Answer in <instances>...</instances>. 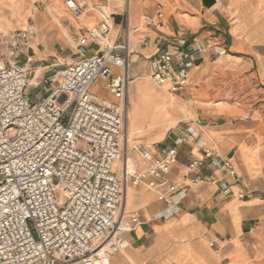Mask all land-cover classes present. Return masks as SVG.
Segmentation results:
<instances>
[{
  "label": "crops",
  "instance_id": "1",
  "mask_svg": "<svg viewBox=\"0 0 264 264\" xmlns=\"http://www.w3.org/2000/svg\"><path fill=\"white\" fill-rule=\"evenodd\" d=\"M86 1V13L83 19L75 20L76 24L95 27L101 21L95 7L105 6L113 14L108 37L112 45L124 41L127 4L132 30L129 73L135 83L134 95L141 104L136 129L129 133V118L126 128L127 153L135 171L144 168V150L157 158L170 149H176L178 154L170 175L128 188L123 237L129 247L112 257V264H264V0H215L212 7H205L203 0ZM33 3L35 0H0V5L13 8L21 19L27 17ZM37 3L39 9L33 14L43 15L24 28L42 33L34 38L29 52L33 64L26 97L33 103L58 85L61 71L79 60L81 53L91 56L98 47L91 45L86 51L65 46L58 34L52 36L42 28L46 9ZM64 3L65 0H48L50 7L64 8L66 18L71 14ZM157 7L163 11L161 20L157 18ZM56 11V22L73 33L76 24L62 22ZM146 19L153 24L146 26ZM20 30L23 29L8 31ZM181 39L191 45L197 61L189 70L186 87L175 94L164 90L179 95L185 121L159 147L131 149L134 136L160 131L171 124L168 112L155 119L150 110L143 111L157 102V97L154 91L140 88L142 82L135 78L141 74L150 78L157 54L167 43L175 45ZM207 42L213 48L199 52L197 46ZM98 83L104 85L108 97L95 94ZM90 92L98 103L114 102L106 81L97 80ZM157 94L159 101L167 102L166 110L176 104L173 98ZM130 99L129 93L128 115L132 110ZM183 137L189 138L188 142L179 144L177 141ZM213 155L221 160L233 159L238 183L209 167ZM194 160L206 163L207 167L200 171L207 178L202 183L192 182L193 176L184 170ZM173 185H187V193L176 195L167 205L159 195L168 193Z\"/></svg>",
  "mask_w": 264,
  "mask_h": 264
},
{
  "label": "built area",
  "instance_id": "2",
  "mask_svg": "<svg viewBox=\"0 0 264 264\" xmlns=\"http://www.w3.org/2000/svg\"><path fill=\"white\" fill-rule=\"evenodd\" d=\"M38 1L41 8L48 7V0ZM64 4L75 20L83 19L86 0ZM95 8L101 21L93 28L77 23L71 39L76 49L96 45L97 51L88 57L81 53L61 71L58 85L35 103L26 92L33 64L29 52L39 30L0 31V264H110L129 247L123 237L128 188L161 180L174 169L176 149L161 158L144 150V168L134 169L127 153L132 83L127 4L125 38L116 45L108 41L113 14L103 5ZM157 18L163 19L161 7ZM213 46L207 42L197 50ZM190 48L181 39L157 54L150 76L157 87L175 94L188 85L197 61ZM97 80L107 82L114 102L95 101L90 90ZM205 167L204 160H194L184 170L192 182L202 183ZM209 167L240 181L232 158L213 155ZM187 188L173 185L159 200L171 205Z\"/></svg>",
  "mask_w": 264,
  "mask_h": 264
},
{
  "label": "rangeland",
  "instance_id": "3",
  "mask_svg": "<svg viewBox=\"0 0 264 264\" xmlns=\"http://www.w3.org/2000/svg\"><path fill=\"white\" fill-rule=\"evenodd\" d=\"M37 1L35 0V3L32 4L29 13L25 19L19 18L16 11L8 6L0 5V31H8L13 29H24L27 27L28 24H32V22H36V18L38 16L43 15L41 12H38L36 15L33 14V8L37 7ZM52 2H55L56 0H51ZM123 2V1H121ZM124 4V3H121ZM57 10V14L61 18V21L64 22L65 20H70V23L76 24V21L71 15H67V19L63 18V13H65L64 8L54 9L48 5L46 8V13L44 14L45 17V24L44 27H42L44 30L49 31L50 35L54 36V34H58V40L63 43L65 46L72 47L76 49V45L73 43L71 39L70 32H66V30L62 27V25H59L54 16L53 11ZM43 32V31H42ZM42 33L40 32L39 36H41ZM87 51V49H85ZM136 81L142 82L140 83V88H147V90L154 91L156 93L162 94L164 96H167L168 98H173L176 101V104L173 106L168 107V115L170 116L171 124H169L167 127L162 128L160 131L152 132L144 131L142 134L134 136L133 143H131L130 148L133 147L135 149H152L155 147H159L164 140L166 136L173 133L174 131H178L181 123L185 121V116L183 113V109L181 108L180 101L178 98V94L172 95L168 93L164 89L157 88L152 80L150 78H144L142 77V74L135 78ZM149 84L151 86H149ZM96 95L106 98L108 97V93L106 92V89L102 83H98L96 87ZM131 99L136 100L137 96L132 95ZM130 99V100H131ZM131 107V105H130ZM146 127V126H145ZM144 127V128H145ZM145 135V136H144ZM110 264H112V259L110 260Z\"/></svg>",
  "mask_w": 264,
  "mask_h": 264
},
{
  "label": "bare ground",
  "instance_id": "4",
  "mask_svg": "<svg viewBox=\"0 0 264 264\" xmlns=\"http://www.w3.org/2000/svg\"><path fill=\"white\" fill-rule=\"evenodd\" d=\"M134 89H135V83H132L130 85V95H131V97H132V95H134ZM154 95L157 97V99H156L157 102L153 103L152 106L149 109H143V111L145 110V112H147V111L150 110L151 116L154 117L155 119H157L158 117H164L167 114V110H166V107H167L166 103L167 102L165 103L164 100L159 101V99H158L159 95L156 92L154 93ZM130 105L132 106V110H131L130 114L128 115V118H129L128 129H129V133L131 134V132L136 129V115L140 111V109L138 107L141 104H138L137 99L136 100L131 99L130 100ZM141 130H143V129H141ZM124 209H125V205H124ZM125 250H123V251H125Z\"/></svg>",
  "mask_w": 264,
  "mask_h": 264
},
{
  "label": "water",
  "instance_id": "5",
  "mask_svg": "<svg viewBox=\"0 0 264 264\" xmlns=\"http://www.w3.org/2000/svg\"><path fill=\"white\" fill-rule=\"evenodd\" d=\"M205 7H212L215 4V0H203Z\"/></svg>",
  "mask_w": 264,
  "mask_h": 264
}]
</instances>
